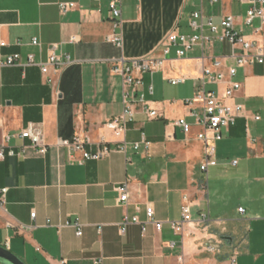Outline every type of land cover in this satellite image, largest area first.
<instances>
[{
    "label": "crops",
    "instance_id": "crops-1",
    "mask_svg": "<svg viewBox=\"0 0 264 264\" xmlns=\"http://www.w3.org/2000/svg\"><path fill=\"white\" fill-rule=\"evenodd\" d=\"M58 1L76 6L62 12ZM109 2L0 0L1 54L17 53L24 63L33 54L40 62L57 44L55 52L73 60L51 74L60 94L38 66L0 67V136L35 123L49 145L41 156L28 140L8 143L15 151L23 143L26 147L22 156L7 153L0 160V244L27 264H96L97 259L102 264H264V63L237 68L235 79L242 88L229 103L242 104L244 116L223 130L216 163L205 173L200 168L205 145L196 139L204 127L184 101L195 96L202 65L209 61L197 60L203 54L198 46L184 58L176 59L175 48L166 57L161 44L175 27L192 33L189 19L197 11L203 22L211 18L216 24L234 16L236 31L263 45L264 24L259 19L247 23L249 0H122L120 48L106 40L117 31ZM35 37L39 45L32 44ZM204 52L234 64L227 42L206 45ZM144 56L166 58L163 70L143 74L138 88L159 117L149 118L140 104L132 103L133 119L119 138L106 126L124 110L122 77L113 68L121 59L126 63ZM181 75L184 82H170ZM209 88L222 93L224 85ZM178 118L191 124L190 134L174 124ZM75 135L91 138L83 145L85 152L104 146L110 151L85 159L82 151L57 144ZM143 137L150 146L136 148ZM122 140L124 151L118 148ZM125 180L131 199L123 205L116 188ZM184 197L192 221L176 233L171 222L181 220ZM148 205L162 229L147 224L142 234L140 224L130 223L123 234V217L144 221ZM204 214L207 220L201 221Z\"/></svg>",
    "mask_w": 264,
    "mask_h": 264
},
{
    "label": "built area",
    "instance_id": "built-area-1",
    "mask_svg": "<svg viewBox=\"0 0 264 264\" xmlns=\"http://www.w3.org/2000/svg\"><path fill=\"white\" fill-rule=\"evenodd\" d=\"M99 1V0H98ZM251 7L248 9L246 21L248 24H252L254 20H261L264 24V0H249ZM122 0H110L109 9L113 18V26L117 31H113L106 36L108 42L113 43L116 47H123L122 31ZM260 6H257L258 4ZM59 8L62 12L68 11L76 6L75 2L58 1ZM203 14L201 11L194 12L191 19H189V25L192 29V33L183 34L177 31V27L173 29L165 39L162 41L164 46V55L167 57L172 48H175L176 59L186 57L190 52L198 46L202 49V56L197 58L201 62L205 59L209 61L208 64L202 65L201 76L199 77V83L196 88V94L191 99L184 101L185 105L191 108V113L196 117L197 123L204 127V130L196 135V139L202 141L205 145V153L200 168L203 172L208 171L210 165L216 163V142L223 137V130L228 129L231 125L235 124L237 118L244 116V106L239 103H229L230 99H233L235 93L238 92L242 85L235 79L237 76V68L246 64L264 63V45L254 40H248L240 32L236 31L234 16L228 15L221 18V22L216 24L211 18L206 19L203 22ZM204 27H207L208 34L204 33ZM257 28V30H259ZM32 40L33 45H39L40 41L35 37ZM74 40V39H73ZM216 41L221 43H229L232 46L231 58L234 60L233 65H226L222 57L219 56H205L206 45H213ZM5 43L1 42V46ZM58 49V45L54 44L51 48V52L45 61L36 62L34 55L29 54L27 60L21 61L20 55L17 53L3 55L0 53V67L4 66H18L25 70L29 66H38L41 73L44 75L46 82L55 88V92L60 94L57 89L56 80L52 78V72H60L65 70L70 64L73 63L70 55L55 52ZM125 59H121L120 64L113 68V71L122 77L123 81V103L124 110L120 115L112 117L106 126L112 129L114 134L122 138L124 137L128 123L132 121L133 109L132 103L140 104L145 115L149 118H157L159 114L156 110H152L147 106L144 99V94L139 91L138 88L143 86V79L145 73L154 74L155 72L162 71L165 67L166 58H152L144 56L141 58L130 59L124 63ZM186 80V76L181 75L178 77L170 78L172 84L182 83ZM209 85H224L223 92L215 91L209 88ZM255 119L260 117L257 115ZM174 124L181 127L182 131L188 135L191 133V124L184 118H178L174 121ZM42 128L35 124L29 123L23 127L19 132L14 134H4L0 136V160L5 159L7 153L11 156H22L25 153V145H20L19 151H15L9 147L8 143L12 138H19L23 141L28 140L29 146L36 149V151L42 156L46 155L49 145L46 142ZM86 142H91V138L88 135H75L72 140L59 139L58 145L68 147L71 151H82L85 159L94 158L99 159L102 155L108 154L110 148L104 146L102 150L96 153H89L83 150V145ZM118 145L120 150H125V142ZM144 143L146 147L150 146V141H147L145 137L141 142L137 141L135 147L139 148L140 144ZM6 148H9L8 152ZM237 163V160H233V164ZM207 181L204 182L205 188ZM118 202L126 205L131 199L130 182L128 180L117 186ZM0 198V210L3 207L4 200ZM188 197H184V204L182 205V218L180 221H172V228L176 233L183 231L185 223L192 221L191 219V207ZM146 208V220L140 221L138 217H129L125 215L121 221V232L124 234L126 226L130 223H138L141 225L142 234L145 233L147 224H153L154 227L160 231L163 227V223L154 218V208L148 205ZM240 212L244 211V208H239ZM36 213L33 212L31 216L35 218ZM207 214L201 216V221L207 220ZM78 226V223H75ZM77 234L82 235V229H77ZM210 251H214V245L208 246ZM102 259H97L96 264H102Z\"/></svg>",
    "mask_w": 264,
    "mask_h": 264
},
{
    "label": "water",
    "instance_id": "water-1",
    "mask_svg": "<svg viewBox=\"0 0 264 264\" xmlns=\"http://www.w3.org/2000/svg\"><path fill=\"white\" fill-rule=\"evenodd\" d=\"M0 264H27L21 257L11 252L5 245L0 244Z\"/></svg>",
    "mask_w": 264,
    "mask_h": 264
},
{
    "label": "rangeland",
    "instance_id": "rangeland-1",
    "mask_svg": "<svg viewBox=\"0 0 264 264\" xmlns=\"http://www.w3.org/2000/svg\"><path fill=\"white\" fill-rule=\"evenodd\" d=\"M2 219H3V217H2V214H1V222H2Z\"/></svg>",
    "mask_w": 264,
    "mask_h": 264
}]
</instances>
